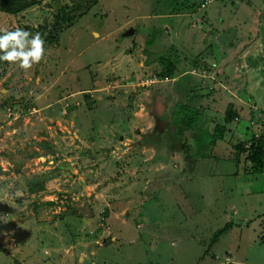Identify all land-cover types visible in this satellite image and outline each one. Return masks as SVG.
Masks as SVG:
<instances>
[{
  "label": "rangeland",
  "instance_id": "1",
  "mask_svg": "<svg viewBox=\"0 0 264 264\" xmlns=\"http://www.w3.org/2000/svg\"><path fill=\"white\" fill-rule=\"evenodd\" d=\"M38 1L0 0V29L82 15L0 61V264H264V172L236 160L264 135V43L218 36L246 0Z\"/></svg>",
  "mask_w": 264,
  "mask_h": 264
},
{
  "label": "trees",
  "instance_id": "2",
  "mask_svg": "<svg viewBox=\"0 0 264 264\" xmlns=\"http://www.w3.org/2000/svg\"><path fill=\"white\" fill-rule=\"evenodd\" d=\"M13 12H18L20 10L26 9L32 5L40 4L38 0H13ZM76 9L71 10V7L64 6L60 8L54 15L53 22L45 23L40 26L37 30L26 27L30 33L39 32L44 38L45 43L54 44L59 42V36L65 30L74 25L75 20L79 15H74ZM233 104H229L226 110V122L229 124L232 121L239 120L240 113L238 111H234ZM195 118H191L188 122L194 123ZM225 126L220 125L217 127L213 134L218 135L220 139L223 138V130ZM239 150V153L236 157V160L239 161L241 156L244 157L246 163L250 166L251 176L262 174L264 172V135H255L253 134L251 139L239 143L236 147ZM233 223H227L222 229L216 231L212 238V244L217 242V239L222 235L226 234L230 228L233 227ZM261 244L264 245V236L260 237Z\"/></svg>",
  "mask_w": 264,
  "mask_h": 264
},
{
  "label": "crops",
  "instance_id": "3",
  "mask_svg": "<svg viewBox=\"0 0 264 264\" xmlns=\"http://www.w3.org/2000/svg\"><path fill=\"white\" fill-rule=\"evenodd\" d=\"M214 2H216V1H214ZM224 6V7H220V6ZM211 7L213 6V4L211 3V5H210ZM210 7V8H211ZM216 7H217V12H223V11H226V5H224L223 4V2H218V4L216 5ZM226 7V8H225ZM245 7H246V10H247V12H248V14H249V16H246L245 18H243V20H240L239 22H237V23H233L232 21H229V23H230V25H233V24H235L236 25V27H235V29H234V31H233V28L232 27H230V28H228V30H232V32H226V31H221V30H226V29H224V24L226 23V21H223V23H222V28H220V32L218 33V36L219 35H221V34H226V35H229V36H231V38L230 39H234L235 37H236V39H234V40H237V42L239 41V44L241 43H243L244 42V40H243V38H244V33H248L246 36L250 39V41H255V40H258V41H262V43H264L263 41H264V35H263V33H264V0H246V5H245ZM244 8V7H243ZM242 9V8H241ZM210 12H211V10H210ZM209 12V13H210ZM208 13V14H209ZM211 17H213V16H210V17H208V18H211ZM248 18V19H247ZM210 20V19H209ZM213 20V19H212ZM214 21V20H213ZM211 21H209L208 22V26H210L211 25V23H213V22H211ZM215 24V23H214ZM229 25V26H230ZM217 29H218V27L217 26H215ZM236 29H238V30H236ZM233 32H234V34H233ZM234 35H236L235 37H233ZM229 39V41H228V39L226 40V44L224 45V46H222V48H224V49H229V51L228 52H223V51H219L220 53V55H221V62H224V64H226V63H228V61L226 60L227 58H232L231 56H232V51H235V49H234V47L236 46V44H233V42L231 41ZM219 41H221L220 39H218V41L216 40V41H214V42H212L217 48H221V46L219 45L220 43H219ZM228 41V42H227ZM231 41V42H230ZM260 41V42H261ZM222 42V41H221ZM233 44V45H232ZM238 44V43H237ZM221 48V49H222ZM212 55H213V53H211ZM229 55V56H228ZM244 58V57H243ZM221 94V93H220ZM231 97V95H228V97ZM222 97L224 98V96H223V94H222ZM224 100H225V98H224ZM226 101V100H225ZM234 104H238V101L237 102H233ZM264 178V174L263 175H261V176H258V178H255L254 180H256V181H259L260 179H263ZM260 182V181H259ZM145 222H148V219H145ZM182 222H177V224H181ZM228 223H230V222H228ZM234 224V223H233ZM158 226H160V223L158 224ZM234 226V225H233ZM233 228V227H232ZM232 228H230V229H232ZM225 235V234H224ZM135 236H137V237H139V238H141V236L140 235H135ZM223 236V235H222ZM221 236V237H222ZM143 237V236H142ZM135 238V237H134ZM134 238L133 239H131V241H134ZM218 242V241H217ZM216 243V242H215ZM213 246V244L211 245V247ZM210 253V251L208 250V253L206 254V255H204L203 257V259L205 260V258H206V256H208V254ZM209 258H211V260L213 261V263L214 264H217L218 263V258H217V256L215 255V254H211V257H209Z\"/></svg>",
  "mask_w": 264,
  "mask_h": 264
},
{
  "label": "clouds",
  "instance_id": "4",
  "mask_svg": "<svg viewBox=\"0 0 264 264\" xmlns=\"http://www.w3.org/2000/svg\"><path fill=\"white\" fill-rule=\"evenodd\" d=\"M44 52L45 41L41 33H30L20 26L0 29V61L18 63L27 69L40 61Z\"/></svg>",
  "mask_w": 264,
  "mask_h": 264
},
{
  "label": "water",
  "instance_id": "5",
  "mask_svg": "<svg viewBox=\"0 0 264 264\" xmlns=\"http://www.w3.org/2000/svg\"><path fill=\"white\" fill-rule=\"evenodd\" d=\"M131 31H132V33H133V29H131ZM130 30H129V32H131Z\"/></svg>",
  "mask_w": 264,
  "mask_h": 264
}]
</instances>
